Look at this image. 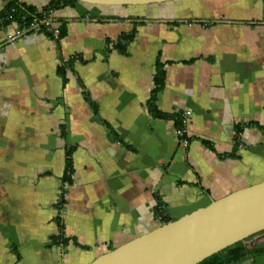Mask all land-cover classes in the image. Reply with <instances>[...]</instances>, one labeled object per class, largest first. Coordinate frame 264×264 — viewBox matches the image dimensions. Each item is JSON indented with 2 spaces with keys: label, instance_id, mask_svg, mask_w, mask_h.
<instances>
[{
  "label": "crops",
  "instance_id": "crops-1",
  "mask_svg": "<svg viewBox=\"0 0 264 264\" xmlns=\"http://www.w3.org/2000/svg\"><path fill=\"white\" fill-rule=\"evenodd\" d=\"M51 18L63 38L0 21V264H88L160 226L158 203L175 221L264 181V0L79 2Z\"/></svg>",
  "mask_w": 264,
  "mask_h": 264
},
{
  "label": "water",
  "instance_id": "water-1",
  "mask_svg": "<svg viewBox=\"0 0 264 264\" xmlns=\"http://www.w3.org/2000/svg\"><path fill=\"white\" fill-rule=\"evenodd\" d=\"M134 7L174 0H77ZM264 231V181L212 201L178 220L161 224L88 264H198Z\"/></svg>",
  "mask_w": 264,
  "mask_h": 264
},
{
  "label": "trees",
  "instance_id": "trees-1",
  "mask_svg": "<svg viewBox=\"0 0 264 264\" xmlns=\"http://www.w3.org/2000/svg\"><path fill=\"white\" fill-rule=\"evenodd\" d=\"M6 1H7V5L4 11L0 13V21L3 20L4 18L10 21L16 20L19 22H21L23 18H26V21H31V19H33L34 17H40L45 12H49L51 10H57L65 6H75L79 3L77 0H51L49 5H47L46 7L42 8V10H40L34 5L23 3L19 0H6ZM60 32H61L60 38H63L66 35L65 28H62ZM134 38H135L134 30L129 34L122 35L119 38V42L117 45L118 51L120 53H125L126 51L125 42H130ZM72 63L73 60L72 61L70 60V63H68V65L72 66ZM66 69H67L66 65L62 66L60 68V73L64 75ZM164 75H165L164 71L161 69L160 66L156 78V83L159 86L163 85ZM150 109L155 116L157 117L162 116L153 105L150 106ZM249 126L251 125L237 126L236 143H239L244 128ZM257 126L260 127L262 131H264V126H260V125ZM66 155H67V159H66L67 161H66V173H65L64 181H70V175L72 172L71 150H68ZM155 215L156 217L161 216L162 218L161 224H167L171 222V219L166 215L163 203H158L156 207ZM59 226H60L59 240L64 243L65 240L63 234V224L61 221H59ZM263 245H264V231L255 234L243 241L235 243L234 245L210 256L209 258L201 261L198 264H240L244 259H246L249 256L255 254H263L264 253Z\"/></svg>",
  "mask_w": 264,
  "mask_h": 264
},
{
  "label": "built area",
  "instance_id": "built-area-1",
  "mask_svg": "<svg viewBox=\"0 0 264 264\" xmlns=\"http://www.w3.org/2000/svg\"><path fill=\"white\" fill-rule=\"evenodd\" d=\"M24 29L25 32L23 30L18 31L17 36H21L23 33L26 32H39L42 30H46L50 32L55 39H59L61 33L60 29L54 27V23L51 18V11L43 13L40 17H34L30 25L28 24ZM179 114H180L179 115L180 123L175 132L176 137L182 147L188 148L190 146L191 136L187 129V123L191 117V113L189 111H185ZM66 198H67V193L63 190L60 196V204L62 205L61 214H66V211L63 209L64 201ZM157 218L159 219V221H161L162 219L161 216H158Z\"/></svg>",
  "mask_w": 264,
  "mask_h": 264
},
{
  "label": "rangeland",
  "instance_id": "rangeland-1",
  "mask_svg": "<svg viewBox=\"0 0 264 264\" xmlns=\"http://www.w3.org/2000/svg\"><path fill=\"white\" fill-rule=\"evenodd\" d=\"M34 2V1H33Z\"/></svg>",
  "mask_w": 264,
  "mask_h": 264
}]
</instances>
